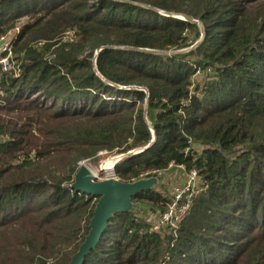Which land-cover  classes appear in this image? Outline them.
Segmentation results:
<instances>
[{"label": "trees", "instance_id": "1", "mask_svg": "<svg viewBox=\"0 0 264 264\" xmlns=\"http://www.w3.org/2000/svg\"><path fill=\"white\" fill-rule=\"evenodd\" d=\"M88 1L0 0V40L27 20L0 80V264H68L99 199L71 187L79 163L130 150L119 182L174 164L205 190L175 236L133 207L170 199L133 194L82 264H264V0Z\"/></svg>", "mask_w": 264, "mask_h": 264}, {"label": "rangeland", "instance_id": "2", "mask_svg": "<svg viewBox=\"0 0 264 264\" xmlns=\"http://www.w3.org/2000/svg\"><path fill=\"white\" fill-rule=\"evenodd\" d=\"M96 1L97 0H89L88 3L91 4V3L96 2ZM176 17H178V16H176ZM179 17H181V16H179ZM25 23H27L26 18H21L20 20H18L17 26L15 27V29L11 30L9 33H7L1 39L2 43H6L9 41L12 42L13 40H15L21 26ZM199 26H200V29L202 31L203 29H202L201 24H199ZM71 32H73V31H71ZM64 34H60L59 37L55 39V41H54L55 45L53 47L60 46V44L56 45V43L59 41H62L64 44H68V43H66L67 42L66 40H63ZM74 39H75V37H74ZM43 45H44V41L34 43V46L36 48H38L39 50L43 47ZM194 45L192 47H194ZM102 47H116V46L104 45ZM192 47H190V49ZM116 48H118V47H116ZM38 49H36V50H38ZM52 49L53 48H51V50ZM98 49L95 50V54H96V51ZM187 50H189V49H187ZM185 51L186 50L163 51V52H159V53H161V54H176V53H181V52H185ZM11 52H12L11 53L12 69L6 73H9V75H13L16 77L20 74V70L18 67L19 61L17 59H14L15 55L13 53V46H12ZM86 52H88V51H86ZM50 54H51L50 51H48L44 55H45V57H51ZM82 55H86V53H82L81 56ZM3 56H4V53L2 52V49L0 48V58H2ZM93 62H94V59H93ZM211 78H212V74L210 73V71L203 72V71L199 70L196 73V75L194 76V83H195L194 85L202 86L203 84H206V82H208V80H210ZM196 149L200 150V147H197ZM135 151L137 152L138 150H135ZM120 155L115 154V153H111L108 151H102V152L97 153L96 159H94V160H82L79 163V165L81 166L83 164L85 167H87L89 169V171H91V173L95 177L94 181H103V180H106L109 178H115L114 172L111 175L104 173V171L102 170L103 164L109 163L110 161H112V159H114V162H115V160H117ZM120 161H121V159L117 160L115 163H117V162L119 163ZM115 163H113L114 170H115ZM142 180H143V182H146L147 187L149 189H151L154 192H157L158 194H160L163 197L169 198L170 200L172 199L173 192L176 188H184V189L188 188L187 194H188V199H189V205H191V202H192L194 197L198 196L200 193H202L205 190V185L199 176H197V178L194 181H190L189 180V173H187L184 170V167H180V166H176V165H171L166 170H164L162 172H157L153 176H150L149 178H143V179H141V181ZM128 203L129 202H127V206L129 207L130 204H128ZM133 207H134V214L137 217V219H140V220L146 222L147 224H149L150 228H152V230H154L153 228L156 225V222L159 218V215L165 210V209H163V211H160L156 207H152L149 204L140 203V202L134 203ZM178 226H179V223L173 227L164 226L162 229L159 230V232L160 233L166 232L167 234L172 233L175 236L174 231H176Z\"/></svg>", "mask_w": 264, "mask_h": 264}, {"label": "water", "instance_id": "3", "mask_svg": "<svg viewBox=\"0 0 264 264\" xmlns=\"http://www.w3.org/2000/svg\"><path fill=\"white\" fill-rule=\"evenodd\" d=\"M121 1H125V0H121ZM165 14L170 15L168 13ZM181 18L187 19L184 16H181ZM190 21L195 23L197 22L196 20H190ZM200 41L201 40H199L197 43H199ZM1 45H2V41L0 40V46ZM102 48H99L96 51L95 56L97 55L98 51ZM110 48H116V47H110ZM140 50L144 51L143 49ZM154 138L155 136L153 135V140ZM136 153L137 152L135 150H130L124 154H121L117 160L129 157ZM117 160H115V162ZM94 179L95 177L92 175L91 171H89L87 167L81 165L78 168L74 176V182L71 185V187L74 188L75 190L90 195L99 196V199L96 203V207L93 212V217L90 222L89 233L85 237L84 241L81 243L78 250L73 255L71 261L68 264H82L85 256L99 242L102 232L106 226V223L112 216V213L115 211L122 212L127 210L129 208L127 206V202H129L130 196L144 189H148L146 182H143V180L142 181L139 180L133 183H122L116 180L115 178H109L103 181H94Z\"/></svg>", "mask_w": 264, "mask_h": 264}, {"label": "built area", "instance_id": "4", "mask_svg": "<svg viewBox=\"0 0 264 264\" xmlns=\"http://www.w3.org/2000/svg\"><path fill=\"white\" fill-rule=\"evenodd\" d=\"M73 32L67 31L63 36V40L72 41ZM4 56L0 58V80L2 74L9 72L12 69V61H11V42L2 43L0 46ZM207 71H210L208 68ZM174 165L170 164L169 166ZM168 166V167H169ZM183 167L181 165H176ZM185 170V169H184ZM189 180L194 181L197 178V173L195 170H191L189 172ZM188 188H176L173 192L172 199L167 203L165 210L159 215V218L154 226L155 231H159L164 226H175L180 223L183 217L187 214L189 210V199L187 194ZM192 196V195H191Z\"/></svg>", "mask_w": 264, "mask_h": 264}, {"label": "bare ground", "instance_id": "5", "mask_svg": "<svg viewBox=\"0 0 264 264\" xmlns=\"http://www.w3.org/2000/svg\"><path fill=\"white\" fill-rule=\"evenodd\" d=\"M178 18H181L178 16ZM114 159H112V161H110L109 163L103 164V168L102 170L104 171V173L111 175L114 172V166H113ZM83 165V164H82ZM84 166V165H83ZM93 175V174H92ZM94 176V175H93Z\"/></svg>", "mask_w": 264, "mask_h": 264}]
</instances>
